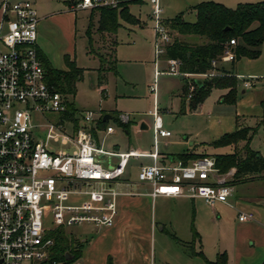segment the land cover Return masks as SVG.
I'll return each instance as SVG.
<instances>
[{
    "label": "built area",
    "instance_id": "2783aa9c",
    "mask_svg": "<svg viewBox=\"0 0 264 264\" xmlns=\"http://www.w3.org/2000/svg\"><path fill=\"white\" fill-rule=\"evenodd\" d=\"M129 1L135 0H73L71 8H120ZM143 1L150 6L154 74L188 75L181 73L179 59L162 58L173 35L162 18L161 0ZM0 12V264H81L79 259L51 258L54 238L50 233L75 224L113 226L121 194L117 184L130 157L152 159V163L140 165L137 170L138 182L150 187L152 197H198L211 206L216 202L231 205L234 168L220 173L210 156L188 164H163L158 161L156 149L149 152L105 150L97 146L90 130L91 111L81 115L72 136L63 132V119L56 125L46 124V139L73 146L70 151L49 150L45 140L32 134L35 127L32 114L54 112L61 116L66 110V98L45 80L36 44V9L32 0H2ZM234 44L235 40L230 39L229 45ZM161 60L166 63L165 69L159 66ZM234 60L235 53L229 47L219 59ZM219 61L213 60L212 68L204 75H216ZM242 80L245 88L251 87L249 79ZM194 89V83H190L187 99ZM152 116L156 142V136H169L170 131L163 128L156 111ZM117 120L128 124L130 114L119 112ZM106 132H113V127L107 126ZM113 157H117L114 163ZM251 219V212L238 214L239 221Z\"/></svg>",
    "mask_w": 264,
    "mask_h": 264
},
{
    "label": "rangeland",
    "instance_id": "374dc122",
    "mask_svg": "<svg viewBox=\"0 0 264 264\" xmlns=\"http://www.w3.org/2000/svg\"><path fill=\"white\" fill-rule=\"evenodd\" d=\"M32 1L35 2L39 17L38 30L40 17L52 10L53 0ZM141 1L143 0H135V2ZM202 1L219 2L233 8L239 3H253L261 0H161L162 18L170 20L182 13L183 20L192 22L196 15L192 7ZM144 2L131 4L129 8L130 13L145 21L143 26H140L142 22L139 19L128 23L120 20L121 25L116 33L107 35L108 38L113 37L117 41V45L114 47L116 49L114 53L116 73L111 70L99 71L98 55L105 54L108 61L112 60L111 44L105 35L97 30V26L92 25L90 29L92 43L89 45L85 35L89 10L75 12L76 35L73 48L76 65L83 68L82 77L76 82L75 93L71 97L76 110L75 117L79 120L85 111H91L93 120L96 122L105 111L111 112L112 116H116L119 112L129 113L128 134L115 118L108 120L107 125L113 126L116 130L115 135L105 139L104 144L108 150L111 149L110 145L115 143L121 147L130 144L133 148L140 147L141 150H149L152 143L156 146L157 142L153 140L151 127L147 130L139 128L142 121L152 124V112L156 111L161 117L164 129L171 132L168 139L178 141V146L171 148L173 152L181 153L182 149L204 150L209 155L233 152L234 148L231 145L213 147L210 144L223 134L234 131L238 125L254 127L258 123H264V42L260 46V55L257 58L242 57L235 62L232 61L233 65L231 62L225 63L233 70L234 74L241 76V78H237L234 101L222 102L220 97L225 91L212 88L202 101L201 106L197 107L195 111L186 105L185 111L181 113V94L187 87L185 99L188 100L189 84L194 83L197 78L187 77L183 81L176 75L154 76L152 22L147 17L150 6L146 1ZM172 35L173 38L184 39L173 32ZM45 37L49 42L53 40L50 34H46ZM51 64L57 68L64 67L61 56L55 57ZM159 65L161 69L166 68L165 61H160ZM242 79H249L252 82L251 87L245 88ZM194 85L196 84L194 83ZM62 119L64 120L63 132L72 136L74 123L70 119L54 112L32 114V123L35 124L33 136L45 140L47 148L54 152L73 149L71 143L64 145L60 141L56 142L45 137L47 133L45 125L48 123L56 125ZM134 128L137 131H134ZM158 141L159 150L163 151L164 139L159 138ZM239 144L240 147L243 146V142ZM250 147L264 156L263 125L258 126L250 141ZM139 161L144 164L149 162L148 159H131V166H135L134 163ZM128 170L131 173V180L136 181L137 169H130L129 164ZM246 188V185L242 183L235 184L233 187L235 193L240 196ZM152 205L156 208L155 218L158 221L154 232V264H206L200 255L190 254L188 244L192 241V230H194L200 236L199 239L192 242L194 250L202 251L205 257L214 250L220 239V229L215 223V218L218 215L212 211L213 207L200 198L192 199L187 196H180L176 199H157ZM227 208L229 207L224 209L229 210ZM229 211L234 219L235 212L231 209ZM47 224L50 225V222L48 221ZM161 226H164V231L160 230ZM63 230L74 243L89 239L94 226L75 224L64 227ZM151 258L153 260V254ZM78 259L80 260V258Z\"/></svg>",
    "mask_w": 264,
    "mask_h": 264
},
{
    "label": "crops",
    "instance_id": "0c3cea01",
    "mask_svg": "<svg viewBox=\"0 0 264 264\" xmlns=\"http://www.w3.org/2000/svg\"><path fill=\"white\" fill-rule=\"evenodd\" d=\"M1 1L2 0H0V3ZM9 1H14V0H9ZM72 1L73 0H53V4L51 5L52 10L48 13L43 14L40 17L42 22L40 20V23L38 25L37 37H36V44L38 50H40L47 57L50 63L52 60H54L55 57L61 56L64 63L63 68H57L51 64L54 68L57 69H65L66 67L64 61L65 56H68L70 60H74L76 63L73 44L76 35L75 12L77 10H72L71 8ZM135 3L142 4L145 2L141 1ZM33 4L35 7V2H33ZM131 4H129L128 6L129 12H130L129 8ZM86 10H89V14H90L91 9H86ZM149 11L147 13V17L149 15ZM89 17L90 16L88 15V22H89ZM91 18H92L91 19L92 25L97 26L98 14L93 13ZM135 18L139 19L137 17ZM1 19H2V14L0 12V24H1ZM195 19H196V15H195ZM140 21L142 22L140 26H143V24H145V21L143 20ZM3 25L4 23H2V26ZM46 34H50L53 40L50 42L47 41L45 37ZM85 35H86V30H85ZM104 35L110 44H112L113 41H116V39H113V37L111 38L107 37V35L109 36L110 34H104ZM181 37H184L186 40H190V41L197 40L196 41L197 43H201L203 41V39L193 36H181ZM116 45H117V41H116ZM234 62H231L232 65L234 64ZM225 63H228V61L217 62V65L215 67V72L217 74L220 72L233 73V70L230 69L228 66H226ZM162 74H166V73H162ZM162 74H159L157 76L154 74V76L158 77ZM178 77L180 80L183 81H185L187 77H195L197 78L195 79L196 82L197 81L200 82L201 80L206 79L209 76H205L204 73H202V74L179 75ZM223 90L225 91V93L227 92V89H223ZM223 95H221V97ZM180 98L182 103L183 94H181ZM199 106H201V103L197 105V107ZM196 108L193 110L195 111ZM117 114L116 116L113 117L111 115V112L105 111L103 114L99 116V118L103 119L104 115H110L109 119L115 118V120L125 129V133L128 134L130 122L127 125L121 124L116 119ZM109 119H106V122H104L103 124H99L98 119L96 120V122L95 120H93L91 122V128H90L96 140L97 146H100L105 150H108L106 149L104 144L105 139L115 135L116 133V130L113 126H112L113 132L111 133L106 132V127L111 126V125H107ZM95 123L96 126H94ZM162 126H163V122H162ZM150 127L153 133V140H154L155 135L153 130V123L148 124L147 122L142 121L139 126L141 130H147ZM134 131H137V129L135 130L134 128ZM170 136H171V132L169 136H156V142H157L156 146H154V143H152V147L149 150L147 149L141 150L140 147L133 148L130 144L121 147L120 145H118V143H115L110 145L111 149L109 151L124 152L125 150L128 151L130 149H135L142 152H149L156 149L159 154L158 161L163 164L173 163V162L182 163L178 159V155L183 153L206 154V156L213 157V155H209L204 150L198 151L194 149L193 150L182 149L183 151L181 153H179L178 151L177 153H175L172 151L173 149L171 148L178 146V141L169 140L168 137ZM159 138L164 139L162 143L164 146L163 151L159 150V144H158ZM131 159L132 160L148 159L149 162L145 164L152 163V159L150 157L129 158L123 178L121 182L117 184L118 190L121 192V194L118 196V201H117L118 214L116 217V221L114 225L111 227L94 226V230L90 232L89 239H86L84 241L85 244L83 247L82 255L79 260L81 264H107L108 259H110L111 264H154V250H155L154 232L156 230L158 221L155 218L156 208L153 207L152 204L157 199H176L179 198L180 196L152 197L151 195H149L150 187L147 184L138 182V180L132 181L130 178L131 173L128 170L129 164H130V169L136 168L138 170L139 166L143 165L144 163L139 161L134 163L136 164L135 166L133 165L131 166L130 163ZM116 160L117 157H113L111 162L114 163ZM192 160L193 159L188 160L187 164L190 163ZM240 183L246 185L247 188L245 189L244 193L243 192L241 193L242 194L241 196L235 193V191H233V194L230 197L231 205L220 202H216L212 205L214 209L212 211L215 214L217 213L218 215L217 218H215V223H217L220 229L219 230L220 239L217 245L214 247V250L210 254L208 253L207 257H205L202 251H198V252L195 251L193 246L189 250L190 254L200 255L198 253L201 252L203 256L201 255L200 256L203 257L206 264H208L207 261L215 260L216 255L222 252L226 253V257H227L226 264H261L264 261V172L252 178L243 181L234 182L232 183V185L234 187L235 184L240 185ZM196 198L198 197L192 199H196ZM225 207H229L227 209L229 210L231 209V211L235 212L236 217L234 219H232L230 211L224 209ZM240 212H251L253 214V219L247 221H239L238 214ZM160 230L164 231L165 230L164 226H161ZM199 238L200 236H198L195 239H199ZM178 241H180V239H178ZM152 254H153V260L151 258Z\"/></svg>",
    "mask_w": 264,
    "mask_h": 264
},
{
    "label": "trees",
    "instance_id": "16d2710c",
    "mask_svg": "<svg viewBox=\"0 0 264 264\" xmlns=\"http://www.w3.org/2000/svg\"><path fill=\"white\" fill-rule=\"evenodd\" d=\"M131 3H135V1L123 3L120 8L99 7L91 9L86 29L89 45L92 43L90 29L93 13L98 14V31L103 34L116 33L121 25L120 20L125 22L135 21L136 18L128 10ZM192 8L196 13L194 22L183 20L182 13L170 20H165L171 33L203 39L201 43H197L186 40L184 37L183 40L174 37L171 44L166 46L162 58L179 59L181 61V73H206L212 68V61H219L220 56L227 47L233 49L235 53L234 61L242 57L255 59L260 55V46L264 42V0L253 3H239L233 8L219 2L202 1ZM230 39L235 40V44L232 46L229 45ZM111 45L112 60L108 61L105 54L98 55L99 71L111 70L116 73V58L114 57L116 41H113ZM38 56L47 84L54 87L66 98V110L61 116L70 119L74 123V130H76L79 126V120L75 117L76 110L71 97L75 93L76 82L82 77L83 68L77 66L75 61L70 60L68 56L64 57L65 69L54 68L40 50H38ZM194 83L196 84L195 89L188 100L185 99L187 87L184 89L181 113L185 111L186 105L191 110L195 109L199 103H202L212 88L227 89V92L221 97L222 102L235 100L237 78L233 73L220 72ZM104 122L106 120L98 119L99 124ZM259 125L264 126V123H258L254 127L238 125L234 131L223 134L210 144L213 147L233 146L234 151L231 153L213 155L215 166L219 172L224 173L234 167L235 172L231 183L243 181L264 172V156L250 147V141ZM240 142H243L241 147L239 146ZM204 156L206 154L183 153L178 155V159L183 164H187L188 160ZM50 234L54 238V245L50 253L51 258L66 260L65 257L68 254L72 257L67 261H72L81 257L85 244L83 240L73 243L72 239L65 234L63 228H58ZM197 237V232L192 230V241L188 244L190 249L193 240ZM198 254L203 256L201 252ZM226 261V253L222 252L216 255L215 260L207 262L208 264H226ZM107 264H111L110 259H108ZM261 264H264V261Z\"/></svg>",
    "mask_w": 264,
    "mask_h": 264
},
{
    "label": "water",
    "instance_id": "95a60500",
    "mask_svg": "<svg viewBox=\"0 0 264 264\" xmlns=\"http://www.w3.org/2000/svg\"><path fill=\"white\" fill-rule=\"evenodd\" d=\"M226 29V28H225ZM198 82V81H197ZM110 118V115H104L103 116V120H106V119H109ZM66 259H70L71 258V256L70 255H66V257H65Z\"/></svg>",
    "mask_w": 264,
    "mask_h": 264
}]
</instances>
